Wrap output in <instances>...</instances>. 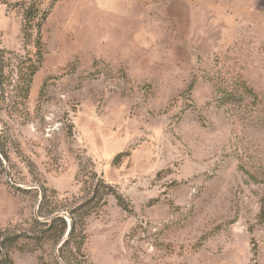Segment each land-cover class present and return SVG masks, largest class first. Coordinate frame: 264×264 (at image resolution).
<instances>
[{
  "label": "rangeland",
  "instance_id": "obj_1",
  "mask_svg": "<svg viewBox=\"0 0 264 264\" xmlns=\"http://www.w3.org/2000/svg\"><path fill=\"white\" fill-rule=\"evenodd\" d=\"M30 6L50 12L22 104ZM0 47L14 264H264V0H0Z\"/></svg>",
  "mask_w": 264,
  "mask_h": 264
},
{
  "label": "trees",
  "instance_id": "obj_2",
  "mask_svg": "<svg viewBox=\"0 0 264 264\" xmlns=\"http://www.w3.org/2000/svg\"><path fill=\"white\" fill-rule=\"evenodd\" d=\"M50 12V8L46 10H40L39 8H34L32 6L26 8L24 18L25 23L23 25V37L25 44H27L31 38L34 36V30H36L35 37V46L36 52L33 56H27L23 61H21L19 70L17 72L18 80L15 81V86L13 89L16 90V96L21 98V103L23 104L25 100L29 97L31 85L33 82V77L39 70L41 63L43 61V44H42V26ZM6 51L1 49L0 47V114L6 109L5 100L7 94V84H6ZM13 86V85H12ZM246 93L252 95L253 90L250 88H246ZM229 97V96H227ZM230 99V98H228ZM1 128L0 134L2 130H4V123L0 120ZM257 178L256 176H253ZM264 182V179H263ZM98 193V192H97ZM54 211L47 212V216H50V220L46 222L47 227L43 229L42 238L44 240H56L61 239L66 231H67V223L62 216H58L54 214ZM262 213L264 215V198H263V206ZM60 221L62 225L59 227L55 225V222ZM73 226L70 229L69 235L74 234L76 229V224L73 219ZM20 236H2L0 238V264H14L13 259L11 258L9 251H11ZM70 237V236H69ZM84 236L82 235L81 239ZM68 239H66L63 243L66 244ZM83 240L78 242V248L80 249L82 246ZM63 264V263H58Z\"/></svg>",
  "mask_w": 264,
  "mask_h": 264
}]
</instances>
